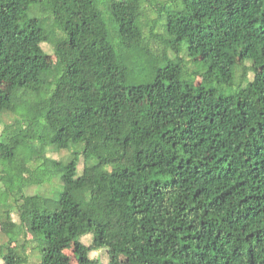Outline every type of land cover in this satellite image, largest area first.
Returning a JSON list of instances; mask_svg holds the SVG:
<instances>
[{"label":"trees","instance_id":"16d2710c","mask_svg":"<svg viewBox=\"0 0 264 264\" xmlns=\"http://www.w3.org/2000/svg\"><path fill=\"white\" fill-rule=\"evenodd\" d=\"M151 1L164 56H175L152 82L128 85L118 46L147 42ZM167 1L0 0V83L15 86L0 87V125L17 116L0 139L4 193L18 201L23 186L54 177L63 186L53 210L41 194L19 206L42 236V264H73L67 250L77 264H103L89 257L102 247L107 264H264V0H169L165 19ZM36 3L58 34L28 16ZM49 145L73 156L50 161ZM87 234L92 245L80 241ZM17 239L0 245L3 264L28 263V239L10 250Z\"/></svg>","mask_w":264,"mask_h":264},{"label":"rangeland","instance_id":"374dc122","mask_svg":"<svg viewBox=\"0 0 264 264\" xmlns=\"http://www.w3.org/2000/svg\"><path fill=\"white\" fill-rule=\"evenodd\" d=\"M163 1V0H161ZM168 5H165L163 8V15L164 18L166 19L167 15L169 12L175 10L172 8V4L169 3V0L167 1ZM100 7L104 9V5L101 3ZM147 15L146 17L143 18V27H144V34L146 37V41L144 43V46L142 47H137L134 49H126V48H118L124 53L125 59H126V64L129 67L130 74L128 78V85H137V84H144V83H149L153 81V76H154V69L156 67H163L165 66L167 60L172 59L175 54L170 50L167 49L166 53L167 55L164 56L163 49L166 47L165 43L163 42V38L167 37V33L165 32L161 21V25H159V18H160V12L152 4L147 3V8H146ZM28 16L30 18H39L41 20L42 26L48 31L50 35L53 34H58L60 31L59 29L55 28L53 26V19L52 16L50 15L49 12L45 11L43 9V6L40 5V3L33 4L30 9ZM106 20L108 21L109 27H110V34H111V40L114 42L115 41V35L117 30V27L114 24V22L110 19L111 15L107 13L106 15ZM152 20V22H151ZM165 23V22H164ZM116 42V41H115ZM44 50L48 54H53L54 49L52 45L48 43H44L43 45ZM184 49V48H183ZM182 56H185V52H181ZM241 55H238L237 61L241 62ZM247 65H250V62L246 61ZM263 70V67L257 68L255 71L250 72L249 78H253V73L258 72ZM238 74L241 73V70L237 71ZM251 80V79H249ZM202 81L201 78L196 79L197 83H200ZM218 86V85H215ZM0 87L5 93H11L14 91L15 86L13 84H10L8 82H1ZM223 94L230 93L231 88H228L224 85L218 86ZM0 89V90H1ZM15 117H17L14 114H9L4 117V122L5 124L11 125L12 122L15 121ZM0 125V139H1V134L4 129V125ZM11 144H8L6 147H9ZM8 149V148H7ZM6 153L7 154H13L12 151L8 149ZM15 156V159L19 162H25L26 160L28 161L27 158V153L26 152H20ZM73 156V151L72 150H58V148L49 145L46 149V157L50 161H61V162H66ZM10 159V158H8ZM10 160H13L12 158ZM14 161V160H13ZM91 162V161H90ZM86 164V161L84 160V157L81 155L79 162H78V173L81 174L84 166ZM32 167V164L29 165ZM6 165H0V168H6ZM33 169V168H32ZM34 171V170H32ZM40 170H35L34 177H38L40 175ZM29 174L26 173L25 177H28ZM44 182H32L29 183L28 185L23 186L22 194L23 196L19 195L18 196V201H15V198L13 195L5 194L4 193V183L0 181V202L2 204L0 205V245H4L7 243L12 237L13 238H18L17 241H14L11 246L10 250L14 252L19 244H21L22 240L28 239L29 244L26 252H28V259H27V264H42L43 261V256H42V236L39 235L36 238L34 237V234L32 232L27 231V226L29 224V218L28 214L24 215L23 218L20 216V209L19 206L22 205L23 203L25 205L31 204V200L29 199L30 196L35 195V194H41L45 197L50 198V206L49 210H53L56 208V201L58 200L59 194L63 189L62 182L60 180V177H54V178H47L43 180ZM17 191V190H15ZM7 200V201H6ZM4 202H7L5 206H3ZM11 215V220L9 222V229H4L1 230V221L4 219V217L7 214ZM22 221H24L25 224V229H26V234H22L19 237H17L19 233V229ZM80 241L83 242L86 245H92V236L90 234L84 235L80 237ZM67 253L72 256V263L77 264V258L76 256L72 253L71 250H67ZM89 257L94 258L99 260L103 264H107L110 261V254L107 250V248L102 247V248H93L89 252ZM127 258L125 256L120 257V261L122 264H126ZM0 264H3V261L0 259Z\"/></svg>","mask_w":264,"mask_h":264}]
</instances>
